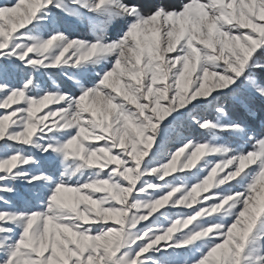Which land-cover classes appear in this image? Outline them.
Returning <instances> with one entry per match:
<instances>
[{
  "label": "snow or ice",
  "instance_id": "6c2138e0",
  "mask_svg": "<svg viewBox=\"0 0 264 264\" xmlns=\"http://www.w3.org/2000/svg\"><path fill=\"white\" fill-rule=\"evenodd\" d=\"M0 264H264V0H0Z\"/></svg>",
  "mask_w": 264,
  "mask_h": 264
}]
</instances>
